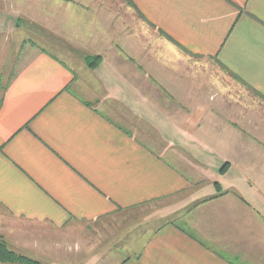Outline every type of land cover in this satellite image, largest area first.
Returning <instances> with one entry per match:
<instances>
[{"label": "crops", "instance_id": "0c3cea01", "mask_svg": "<svg viewBox=\"0 0 264 264\" xmlns=\"http://www.w3.org/2000/svg\"><path fill=\"white\" fill-rule=\"evenodd\" d=\"M123 1L170 42L166 57L122 37L116 61L76 71L25 44L4 78L0 40V238L37 264H264V141L238 123L229 92L194 89L201 76L177 52L212 60L264 99V0ZM104 31L76 49L103 50ZM170 200L164 214L179 222L121 251L100 247V228L122 213Z\"/></svg>", "mask_w": 264, "mask_h": 264}, {"label": "rangeland", "instance_id": "374dc122", "mask_svg": "<svg viewBox=\"0 0 264 264\" xmlns=\"http://www.w3.org/2000/svg\"><path fill=\"white\" fill-rule=\"evenodd\" d=\"M74 12L76 13L75 20L72 18ZM99 12L102 13V20L98 19ZM90 13L95 14V17H90ZM101 30L107 32L99 38L97 44L98 46L104 45L103 50L95 52L76 49L75 40L78 39L79 41L80 39V41H83L85 33L100 32ZM122 30L124 34H121ZM70 34L74 35L71 36ZM122 37L128 38L131 43L139 42L142 45V52L146 54L150 52V49L152 52L150 54L159 57L167 56L163 43L170 42L164 35L148 25L126 1L0 0V40L6 39L7 43V56L3 67L4 71H2L4 78H7L12 70L15 50L19 45L26 44L38 48L79 71L80 69L89 68V63L95 62L92 61L93 58H98V62L95 63L93 69L97 67L103 57L116 61L115 56L121 52L118 43ZM70 39H72L74 46L69 43ZM177 52L178 57L190 61L189 73L201 76L200 82L195 83L194 87L196 88L194 89L229 92L231 95L229 109L233 112V104L236 105L234 108H236L238 123L246 122V124L252 126L253 139L259 142L264 141V99L244 83L232 78L226 70L212 60H201V58ZM125 54L126 57H130V62H132V58H134L132 54L129 52ZM209 78H214V83H208L206 80H209ZM203 86H206V88H203ZM212 100L217 101L218 99L211 98V102ZM173 101L176 102L177 100ZM207 101L210 102L208 99ZM173 116L179 117L178 112H174ZM122 118L123 116L117 115L114 120L118 121L119 125L121 124L137 133L138 137H136L148 146L160 151L161 148L158 145L157 138H147L149 137L148 132L142 129L138 131L140 127L131 118ZM132 127H135L136 131ZM227 168V163L222 164L220 169H223V173L220 174H224ZM174 203V200H170L168 204L157 202L141 206L129 213H122L118 222L108 223L105 229L100 228L99 231L102 234H99V236L105 238L102 239L104 241L109 238L110 242H101V238L98 237L100 247L108 244L109 250L121 251L123 247L131 246L137 238L146 237L156 225L170 221L177 222L179 220L177 215L164 214V210L172 204L174 205ZM112 235L114 238H110Z\"/></svg>", "mask_w": 264, "mask_h": 264}, {"label": "trees", "instance_id": "16d2710c", "mask_svg": "<svg viewBox=\"0 0 264 264\" xmlns=\"http://www.w3.org/2000/svg\"><path fill=\"white\" fill-rule=\"evenodd\" d=\"M92 61L95 62H90L88 67L93 69L95 63L98 62V58H93ZM220 173H223V169H220ZM215 187L218 188L219 191L218 184H215ZM0 262L5 264H37L36 262L28 258L17 255L14 252L8 250V248L6 247L5 243L1 238H0Z\"/></svg>", "mask_w": 264, "mask_h": 264}]
</instances>
